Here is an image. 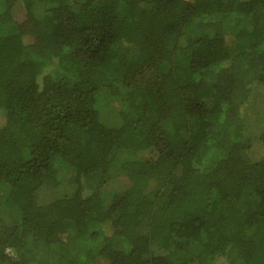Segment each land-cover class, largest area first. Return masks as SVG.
<instances>
[{
	"label": "trees",
	"instance_id": "obj_1",
	"mask_svg": "<svg viewBox=\"0 0 264 264\" xmlns=\"http://www.w3.org/2000/svg\"><path fill=\"white\" fill-rule=\"evenodd\" d=\"M0 264H264V0H0Z\"/></svg>",
	"mask_w": 264,
	"mask_h": 264
}]
</instances>
